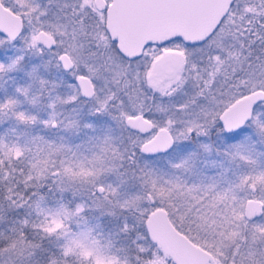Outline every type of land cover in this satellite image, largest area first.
<instances>
[{"label": "snow or ice", "instance_id": "snow-or-ice-1", "mask_svg": "<svg viewBox=\"0 0 264 264\" xmlns=\"http://www.w3.org/2000/svg\"><path fill=\"white\" fill-rule=\"evenodd\" d=\"M48 3L62 14L61 19L51 7L43 12L44 18L54 21L49 32L52 28L55 32L49 39L41 43L40 35L29 36L31 24L21 27L12 39L0 32V74L30 63L23 53L31 49L41 56L55 58V66L70 73L76 83L68 85L71 94L50 98L51 112L47 119L38 121L35 115L15 111L18 101L12 97L0 101V116L11 112L18 123H39L45 129L78 130L83 126L95 131L97 123H82V106L87 104L89 115H107L122 125L127 131L128 145L121 151L108 129L102 139L88 138L96 140V151L90 159L58 162L53 157L62 154L65 146L36 136L34 142L45 146L38 148L26 165V153L31 149L16 142L6 143L0 136V224L6 220L5 206L9 211L24 210L7 229L14 235L9 236L0 229V243L7 241L0 248V259L7 255V264H16L20 258L33 264H91V258L84 260L79 248L72 246L79 244L110 258L113 264H168L145 227L148 216L163 208L170 218H175L174 227L178 222L177 231L205 250H214L219 264H264V170L254 168L255 161L251 159L254 147L249 137L230 142L237 130L243 132L245 128L264 138V53L251 60V48L256 41L264 44V24L259 29L254 27L259 15L264 14V0H231L228 12L202 39L189 40L176 34L158 41L149 40L139 53L131 56L123 53L118 41L103 30L106 9L96 17L90 10L87 14L81 11L77 0L71 4L68 0H48ZM242 4L249 8L251 17L241 11ZM69 8L71 12L65 11ZM229 14L241 24L247 21L248 26L244 28L247 35L243 40L238 31L226 24ZM38 31L43 33L45 29ZM246 47L247 55L242 57ZM168 52L179 53L183 66L174 87L156 92L147 87L148 74L153 61ZM49 63L51 59L45 62V67ZM35 73L34 65L29 75L35 78ZM39 84L41 89L50 85L55 90L61 86L43 78ZM158 84L156 81L153 87ZM29 87H17L16 92L27 98ZM177 92L182 96L178 103L165 102V96L171 98ZM38 100V96H33L29 103L35 105ZM237 104L240 110L230 113ZM113 109L117 115L112 114ZM212 129L223 134L222 142L233 150L232 153L225 151V156H237L253 166V171L242 176L238 184L220 191L215 190V184L203 189L188 187L178 177L164 181L151 169H140L138 176L133 173L140 185L136 191L125 188L127 181L123 179L116 184L100 182V177L108 173L122 176L117 171V162L126 157L134 164L137 150L175 158L171 166L187 170L194 165L201 149L210 150V144L201 138L208 137ZM185 141L192 144L181 143ZM211 164L215 165L216 161ZM49 176L60 179L59 184L53 181L55 189L53 184L43 183ZM68 190H72L73 199L67 204L59 202L55 208L47 205L48 193ZM250 201L255 206L248 209L246 218L244 208ZM32 204L36 215L41 217L38 221L31 219L32 212L28 209ZM93 204L104 210L96 217L95 227L89 228L87 213L95 210ZM105 215L111 217L108 235L122 238L118 246L113 247L111 242L104 244L98 238L103 235ZM72 221L78 229L81 224L87 229L82 240L67 227ZM61 229L66 243L45 247L44 240ZM96 229L101 232L97 233ZM28 232L39 235L40 242H29Z\"/></svg>", "mask_w": 264, "mask_h": 264}, {"label": "rangeland", "instance_id": "rangeland-1", "mask_svg": "<svg viewBox=\"0 0 264 264\" xmlns=\"http://www.w3.org/2000/svg\"><path fill=\"white\" fill-rule=\"evenodd\" d=\"M18 10L24 16L26 20V27L31 24L34 25V22L38 20L36 18L38 15L36 12L34 13L33 9L28 7V4L25 0H16ZM54 23L50 22L48 25ZM41 26V25H40ZM42 27V26H41ZM37 29L32 26L29 32V36L32 34H36ZM55 28L51 29L50 33H54ZM18 55L20 53H17ZM24 57L27 61H31L30 63L19 65L13 71L5 72L0 74V101L5 99L6 97H12L18 101V104L15 108V111H23L31 115H35L39 120H44L48 118V114L46 115L44 111H42L43 105L41 104V96L40 92V84L39 79H45V75H48L47 71L50 69L43 68V56L39 55L38 53L33 52L31 49H26L23 53ZM36 66V73L35 78L30 76L29 73L32 71V67ZM54 69L52 70V72ZM178 75V73H177ZM176 75V76H177ZM176 76L167 80L161 88H171L174 87L173 83L176 82ZM30 86V87H29ZM17 87H29V93L33 92V95L28 94L26 98L23 95H20L16 92ZM160 89L158 90L160 92ZM33 96H38L39 100L38 103L33 105L29 103V100ZM32 110V111H31ZM114 128V126L112 127ZM62 129L66 130L63 127L58 128H48L45 129L41 124L37 123L34 125H24L17 122V120L12 116L11 112H7L5 115L0 116V136H6L9 140H18L19 145L24 146L27 145L28 148L31 149V152L26 153V160L25 164L31 160L32 154L37 151L38 148L44 147L45 145L41 144L40 142H34V138L36 136L43 137L45 141L54 143L56 145H64L65 148L62 150V154H57L53 158L56 159L58 162L63 159H72L74 162L76 160H84L90 159L92 154L96 151L95 143L96 140L93 139L90 141L89 137H101V135L91 134L81 140H78V137H67L65 135H59V137L54 133L55 130ZM124 130V128L122 127ZM116 130V129H114ZM251 128H247L245 132H242L234 139H230L231 143H236L237 140L243 139L244 136L250 138V142L252 143L254 149L251 152V159L255 161L254 168L256 171L264 170V143L261 140L264 138L258 137L256 133L251 132ZM98 135V136H95ZM4 136V137H5ZM112 137L120 148L121 151H124L125 147L128 145V140L125 136H114L112 133ZM205 142L210 144V150L204 151L200 150L199 156H197L194 160V165L185 169H177L173 168L170 163L169 165L159 164V160L154 157L148 158L143 156L139 150L136 151V158L135 163L130 164L127 158L125 157L124 160L118 161V173L123 174L117 175L116 173H108L100 177V182L103 183H119L120 180H126L127 184L125 188L130 189L132 191H136L139 189L140 185L138 180L135 179V176L139 175L140 169H151L156 176L161 177L164 181L169 179L179 178L186 186L193 187L199 186L203 189L205 186L209 184H215V190L220 191L223 189H227L230 185L238 184L239 180L242 176L250 173L253 171V166L246 164L243 160L239 157L234 155L225 156L224 159H220V156L217 155V149L214 147L222 146L225 148V151L232 153V149L226 148V145L218 140V137L213 134V141L207 140L208 138L204 137L201 138ZM10 142V141H9ZM11 143V142H10ZM247 154V153H245ZM215 160L216 164L212 165L211 161ZM135 173V176L133 175ZM108 177V179H106ZM48 180L53 179L57 184L60 183V179L56 176H49ZM79 187V186H77ZM71 194L72 190H68ZM67 192V191H66ZM243 194V193H242ZM86 198V197H85ZM93 209L90 210L91 213H99L104 209L96 208L95 204H93ZM169 220L174 226L175 218H170L169 213L167 212ZM128 215V213H125ZM111 218V217H110ZM129 222H132V216L129 215ZM179 227L178 222H176V229ZM116 238V237H115ZM118 239V238H116ZM211 239V238H210ZM155 244V243H154ZM198 245V244H197ZM6 246V245H5ZM5 246H1L3 248ZM200 246V245H199ZM155 247L160 250L161 257L168 259V264H171V260L168 255H166L159 246L155 244ZM202 247V246H200ZM204 248V247H202ZM205 249V248H204ZM80 251V250H79ZM212 254V261L208 264H219V260L215 255L214 250H207ZM87 255L88 254H84ZM81 256V255H80ZM84 260L88 258L86 256H81ZM8 256L5 255L3 259H0V264H7ZM96 260V264H97ZM16 264H33L31 260H24L23 258L17 259Z\"/></svg>", "mask_w": 264, "mask_h": 264}, {"label": "water", "instance_id": "water-1", "mask_svg": "<svg viewBox=\"0 0 264 264\" xmlns=\"http://www.w3.org/2000/svg\"><path fill=\"white\" fill-rule=\"evenodd\" d=\"M230 3L231 0H112L106 13V31L118 41L123 53L133 54L139 53L146 41H158L171 35L199 40L212 31ZM20 29V19L0 4V32L10 38ZM39 35L41 42L49 39L44 33ZM239 110L237 104L229 111ZM253 206L251 201L246 205V216ZM145 227L151 240L170 253L177 264H187L188 259L204 264L212 259L210 252L173 228L162 208L148 216Z\"/></svg>", "mask_w": 264, "mask_h": 264}, {"label": "flooded vegetation", "instance_id": "flooded-vegetation-1", "mask_svg": "<svg viewBox=\"0 0 264 264\" xmlns=\"http://www.w3.org/2000/svg\"><path fill=\"white\" fill-rule=\"evenodd\" d=\"M25 1L27 2L28 7L33 9L34 13L36 12V14L38 15L36 17V18H38V20L36 22H34V25H32L34 28L37 29L36 34L39 35V33H40L38 31V29L44 28L45 31L43 33L49 38V35L51 33L49 34V28H48L49 26L48 25L50 24V22H53V21H50L49 19L44 18L43 12L47 8L51 7L52 12H56L57 15H61V19H62V14L58 13L56 11V8L48 3V0H25ZM111 1L112 0H77V2L79 3L80 10L84 11L85 14H87V10H90L91 13L94 14L96 17H100L102 10L106 9V11L104 12V15H103V25H102L104 31H106V13H107V9H108ZM72 2H73V0H68L69 4H71ZM0 4L4 8L8 9L13 15L17 16L20 19L21 27H26V25H27L26 20L24 19V16L18 10L16 0H0ZM6 5H10V7L6 6ZM239 7L241 8V11L243 13H247L248 16L251 17L252 13L250 12V10L247 6L242 4ZM228 8H227L226 12H228ZM65 11L71 12V8L66 9ZM49 15L51 16V13ZM22 17H23V19H22ZM226 24L231 25L233 27L234 31H238L240 34V38L242 40L247 35V33L244 32V28L248 26L246 20L243 22V24H241V22L239 20H237L235 17H233V16H231V14H229V17H228V20L226 21ZM261 24H264V14L259 15V18L257 19L254 27L259 29ZM14 37H10V38L8 37V38L12 39ZM236 48L239 49V44L236 45ZM247 51H248V49L246 47L245 51L241 53V56L242 57L246 56ZM251 51L253 53L251 60L255 61L257 55L264 53V44H261L259 42V40H257L256 43L252 46ZM125 54L129 55V56L135 55V54L129 53V52H127ZM50 59H51V63H49L48 66L45 67V62L49 61ZM43 63H44V65H43L44 69H50V71L49 70L47 71L48 75H45V79L48 80L50 82V84L52 82H55V83H58L61 85L59 88H57L55 90H52L50 88V85H49V87H46L45 89L40 88L39 94H40L41 99H42L41 100V104L43 105L42 111H44L46 115L47 114L49 115L51 112V110L48 108V103H49L50 98L52 96H55L56 94H61V95L71 94V90L68 88V85H74L76 83V81L70 73L65 72L62 68H57L55 66V64H56L55 58H50L47 54H45V55H43ZM182 66H183L182 65V58H181L179 53H177V52L165 53L162 57L153 61L150 72L148 74L147 81H146L147 87L152 88L156 92H159L158 90L160 89V87L167 80L174 78L177 75V73H179V69H182ZM246 66H247V62L245 63V67ZM53 69H54V71L52 72ZM55 71H57V76H55ZM156 81H159V84L157 86L153 87V85ZM175 83H173L174 84L173 86H175ZM29 94L33 95V92H31ZM81 99H83V98H81ZM181 99H182V96L179 92H177L176 95L171 97V98H168L167 96H165V102H167L169 104L178 103ZM146 103L155 105L156 102L155 101H146ZM89 107H90V105H87V104L82 106V112L84 113L82 123L83 122H85V123H97L98 127L96 128L95 131L85 129L83 126H81L78 130H75V129H67V130L58 129V130H55L54 133L58 137H59V135H62V136L65 135V136L71 137V138L72 137L73 138L78 137V140H81L82 138L90 136L91 134H97V133L99 135H101V137H102L105 135V133L107 132L108 129H111V133H110L111 136L113 133L114 136L119 135V136H125L127 138V131H125V129L124 130L122 129V127H123L122 125H120L117 121L111 120V118L107 115L102 116V117L99 115H96V116L89 115L88 111H87V109ZM112 114L117 115V113L115 112L114 109L112 110ZM113 126H114V128H112ZM114 129H116V130H114ZM246 129L247 128H245L243 130V132H245ZM251 132H254V131L252 130ZM214 133L218 137V140L222 141L221 137L223 134L217 133V131L215 129L210 130V135L208 137H206V138H208L207 140L213 141V134ZM241 133H242L241 130H237V132L235 134H233L230 137V139L232 140V139L236 138ZM95 136H98V135H95ZM157 136L159 137L160 134L158 133ZM181 143L182 144H192V141H185V142H181ZM214 148H216L220 151V154L218 155V156H220V159H224L225 155L223 153L225 152V148L222 146L214 147ZM139 152L145 157L156 158L157 160H159L158 162L160 165L161 164L169 165L170 163L173 164L176 162L175 158L165 157L162 154L150 155V154H145L141 151H139ZM106 179H108V177ZM241 195H243V194L241 193ZM246 205H245V208H246ZM245 208H244V213H245ZM166 214H167V212H166ZM167 217H168V214H167ZM245 217L248 218L246 215H245ZM168 219H169V217H168ZM172 226H173V224H172ZM173 228L177 231V229L174 226H173ZM160 249H161V247H160ZM164 253L169 256V258L171 260V264H177L174 261L173 256L170 253H166V252H164ZM185 259L186 258H184V260ZM212 259L207 261L204 264H208L210 261H212ZM193 260L194 259H188L187 264H197V263H194ZM198 264H200V263H198Z\"/></svg>", "mask_w": 264, "mask_h": 264}, {"label": "trees", "instance_id": "trees-1", "mask_svg": "<svg viewBox=\"0 0 264 264\" xmlns=\"http://www.w3.org/2000/svg\"><path fill=\"white\" fill-rule=\"evenodd\" d=\"M55 76H57V71H55ZM5 136V135H4ZM3 136V137H4ZM4 140L6 143H12V142H16L19 144L18 140H9V138H6V136L4 137ZM10 141V142H9ZM43 183L45 185L48 184H53V179H46L45 181H43ZM21 188L23 187L22 185L20 186ZM53 188H56V185L53 184ZM73 199V194H71L69 191H65L63 193L59 192V191H55L54 194L53 193H48L46 196V203L49 207L55 208L59 206V202H63L65 204H67L68 201ZM29 211L32 212L31 215V219L34 221H38L39 219H41V217L36 215L35 212V204H32L31 208L28 209ZM5 214H6V220L3 224H0V229L4 230L7 235L12 236L14 234L12 233H8L7 229L9 227V224L12 220L15 219V217L17 215H23L24 214V210H7L6 206H5ZM100 214L97 212L95 214L91 213L90 211L87 213V226L89 228H93L95 227V225L98 223L96 217L99 216ZM50 220L52 218H49ZM102 221L104 222V227L102 229L103 235L98 236V238L104 243V244H108L111 242V244L113 245V247L118 246L122 240V238H118L116 239L114 236L110 237L108 235V224L111 221V218L109 216H103L102 217ZM52 227L54 228V225H52ZM67 227L71 228V230L73 232H77L80 239L82 240L84 235L87 234V229L84 228L83 224L80 225V228L78 229L77 223L75 221L70 222ZM97 233L101 232V229H96ZM28 241L29 242H36L39 243V235L37 236H33L31 232H28ZM51 241V243H50ZM66 243V237L64 235V230L61 229L60 232H57L55 235L51 236L49 239L44 240V245L45 247H53L55 244H65ZM7 244V241H4L3 243H0V247L1 246H5ZM73 247H78L80 250V255L81 256H86L89 260V258H91V264H96V260L97 264H113V261L108 258L106 259L104 256L101 255H97L95 253V251L91 248V247H81L79 244H73ZM84 254H88L84 255ZM36 259H39V256L36 257ZM86 260V261H87ZM33 262V261H32Z\"/></svg>", "mask_w": 264, "mask_h": 264}]
</instances>
